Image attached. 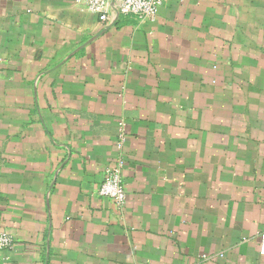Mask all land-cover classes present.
Masks as SVG:
<instances>
[{
    "label": "crops",
    "instance_id": "1",
    "mask_svg": "<svg viewBox=\"0 0 264 264\" xmlns=\"http://www.w3.org/2000/svg\"><path fill=\"white\" fill-rule=\"evenodd\" d=\"M0 232V264H264V0H0Z\"/></svg>",
    "mask_w": 264,
    "mask_h": 264
},
{
    "label": "built area",
    "instance_id": "2",
    "mask_svg": "<svg viewBox=\"0 0 264 264\" xmlns=\"http://www.w3.org/2000/svg\"><path fill=\"white\" fill-rule=\"evenodd\" d=\"M87 11L96 15L105 23L112 14L121 17L152 18L166 0H78ZM125 140L123 130L120 133V144ZM125 162L120 158L115 164L104 171L103 180L98 188L101 197L110 199L115 206L122 208L126 202V192L123 186L122 170ZM260 237V254L264 256V233ZM13 238L6 232H0V253L13 249Z\"/></svg>",
    "mask_w": 264,
    "mask_h": 264
}]
</instances>
